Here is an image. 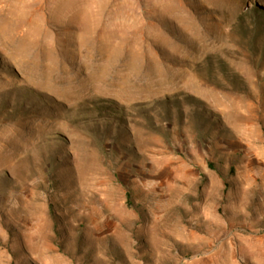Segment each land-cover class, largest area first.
Instances as JSON below:
<instances>
[{"label":"rangeland","instance_id":"obj_1","mask_svg":"<svg viewBox=\"0 0 264 264\" xmlns=\"http://www.w3.org/2000/svg\"><path fill=\"white\" fill-rule=\"evenodd\" d=\"M0 264H264V0H0Z\"/></svg>","mask_w":264,"mask_h":264},{"label":"bare ground","instance_id":"obj_2","mask_svg":"<svg viewBox=\"0 0 264 264\" xmlns=\"http://www.w3.org/2000/svg\"><path fill=\"white\" fill-rule=\"evenodd\" d=\"M87 18H88V17H87ZM84 20H85V19H84ZM89 21H90V20H89ZM83 22H84V21H83ZM92 23H93V22H92ZM89 24H90V23H89ZM89 27H90V26H89ZM87 29H88V28H87ZM90 36H91V35H90ZM83 41H84V40H83ZM84 45H85V44H84ZM90 45H91V44H90ZM87 46H88V45H87ZM87 46H86V47H87Z\"/></svg>","mask_w":264,"mask_h":264}]
</instances>
